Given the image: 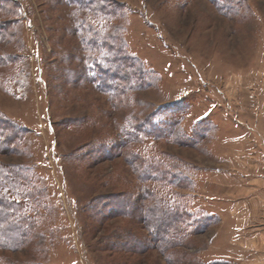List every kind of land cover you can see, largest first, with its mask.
Returning <instances> with one entry per match:
<instances>
[{
  "label": "rangeland",
  "instance_id": "obj_1",
  "mask_svg": "<svg viewBox=\"0 0 264 264\" xmlns=\"http://www.w3.org/2000/svg\"><path fill=\"white\" fill-rule=\"evenodd\" d=\"M95 1L0 0V264H264V0Z\"/></svg>",
  "mask_w": 264,
  "mask_h": 264
},
{
  "label": "trees",
  "instance_id": "obj_2",
  "mask_svg": "<svg viewBox=\"0 0 264 264\" xmlns=\"http://www.w3.org/2000/svg\"><path fill=\"white\" fill-rule=\"evenodd\" d=\"M97 1H100V0H97ZM97 1H95V2L97 3ZM110 9H112V8H110ZM116 9H112V11L110 10V13H108V14L113 15L112 13H114ZM89 27H90L89 31H91L92 28H91V26H89ZM92 34H93V39H92V41H90V43H87V45H88V47L92 48L93 50L98 49L99 53L102 55L105 47L107 48V45L103 41H101L99 38H97V33L92 32ZM114 49H115V47L112 48V50H114ZM118 50H119V48L117 47L116 51L118 52ZM120 54H119V59H122ZM101 55H97V60L94 61L98 70H101L103 68L104 62L106 61V60L105 61L103 60L104 57L99 58V57H101ZM115 55H116V53H115ZM126 59L128 60V62L131 60V58L129 56ZM130 62H132V61H130ZM132 64L133 63L124 67L125 68L124 70L126 71L127 76H129V79L131 77L135 76V74L137 72L140 73V71H137L136 66H133ZM121 66H122V64H121ZM118 69H119L118 71H123V69H121V67L119 65H118ZM101 73H102L101 74L102 76H100V79L104 83H107V84L109 83L108 85H113V83L111 82L112 80H110V78L108 77L107 72L103 70V71H101ZM141 75H142V78H144L142 73H141ZM153 120H154V117L148 116L147 118L144 119V121L141 122V131L139 130V132H141V137H143L144 135L145 136H147V135L151 136V135H155V134L158 135L161 132V130L164 128H165V131H168V133H170L169 135L173 134V132L171 130L172 124H170L169 126L166 124L161 125V124H157V123L153 122ZM166 128H168V129H166ZM169 128H170V130H169ZM1 137L4 138V142L0 146V149H1L0 151H2V153H4V152H10L11 150H13L12 145H14L16 140L18 139V129L15 128L11 122H9L7 119L3 118V116L0 115V138ZM122 143H125V142H122ZM119 148H121V147H119ZM119 148H118V150H119ZM101 152H102L101 154L104 155L103 153L112 152V149H107V150L101 151ZM4 166L0 164V189L4 186L3 185L4 182H8V184L9 183L11 184V180L13 179V178H10L11 174H12L11 168L6 167V166L4 167ZM141 169H143L142 166H141ZM146 180H151V177L147 178ZM10 202H12L10 200V198L8 196H6L5 194H1V192H0V248L6 249L10 245V246H12L13 250H16L19 247H23L26 244H28L30 241V238H31L30 236H32V234L30 232L31 226L29 224L24 223V220L21 221L19 219V217H13V215L11 213L13 210V206H12V203H10ZM144 207L145 206L142 204H141V206L138 205V209L140 210V212H142L143 217H145L146 213L148 212V209L146 210ZM163 220H164L163 217H157L156 221L158 222V224H160V226H159L160 229L165 230L168 228V226L171 223L167 222L168 225L165 226L167 223H166V220L165 221H163Z\"/></svg>",
  "mask_w": 264,
  "mask_h": 264
}]
</instances>
